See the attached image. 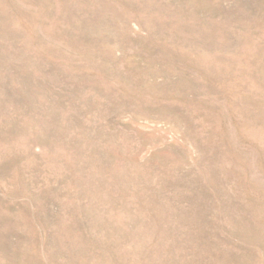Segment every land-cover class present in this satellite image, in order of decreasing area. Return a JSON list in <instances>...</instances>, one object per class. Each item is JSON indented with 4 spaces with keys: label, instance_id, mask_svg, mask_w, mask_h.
<instances>
[{
    "label": "rangeland",
    "instance_id": "374dc122",
    "mask_svg": "<svg viewBox=\"0 0 264 264\" xmlns=\"http://www.w3.org/2000/svg\"><path fill=\"white\" fill-rule=\"evenodd\" d=\"M0 264H264V0H0Z\"/></svg>",
    "mask_w": 264,
    "mask_h": 264
}]
</instances>
